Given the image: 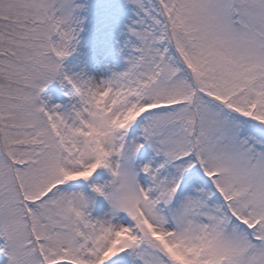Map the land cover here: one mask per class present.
Listing matches in <instances>:
<instances>
[{
    "label": "snow or ice",
    "instance_id": "6c2138e0",
    "mask_svg": "<svg viewBox=\"0 0 264 264\" xmlns=\"http://www.w3.org/2000/svg\"><path fill=\"white\" fill-rule=\"evenodd\" d=\"M0 264H264V0H0Z\"/></svg>",
    "mask_w": 264,
    "mask_h": 264
}]
</instances>
